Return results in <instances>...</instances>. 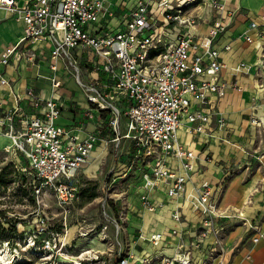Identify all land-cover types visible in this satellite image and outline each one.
<instances>
[{"label":"built area","instance_id":"1","mask_svg":"<svg viewBox=\"0 0 264 264\" xmlns=\"http://www.w3.org/2000/svg\"><path fill=\"white\" fill-rule=\"evenodd\" d=\"M108 3L109 0H31L20 6L16 0H0V8L23 23L20 42L50 43L51 60L63 63L89 105L108 114V126L114 135L112 142L119 146L120 140L129 141L130 161L124 176L134 168H142L140 207L147 211L162 207L153 203L152 193L158 187L165 188L167 200H182L198 219L195 246L213 237L203 264H227L223 242L225 217L214 198L215 189L206 181L191 182L197 157L183 147L177 136L182 126L189 134H202L212 121L219 129L227 125L223 114L214 110L211 102L212 98L224 97L229 88L220 80L223 64L219 58L230 46L221 50L216 46L228 28L220 17L221 0H134L116 29L104 27L102 22L113 16ZM204 9L212 13L213 21L207 33L198 36L192 32L198 25L195 12ZM170 25L180 29L173 39ZM238 38L249 44L264 41V11L260 20L250 21ZM15 48L6 50L0 60V85L8 83L3 68ZM88 51L93 54L91 71L100 75L90 80L82 77L77 59ZM261 52L253 65L240 64L231 69L233 74H248L252 70L259 80L262 95L253 98L252 108H260L261 114H253L249 119L258 132L264 129L262 47ZM51 83L59 84L55 77ZM230 88L242 90L234 84ZM17 102L7 116L9 124L4 134L12 143L5 149L23 157L20 172L30 178L34 196L48 194L64 208L79 194L78 174L99 136L90 134L85 139L68 136L56 125L60 114L58 103L40 99L31 88ZM171 158L177 161V169L171 166ZM109 173L115 175V168ZM171 217L181 223V208L176 207ZM159 240V234L152 237L155 245ZM252 243H264V232H257ZM162 259L164 264H191L188 253ZM117 264H128V260L119 259Z\"/></svg>","mask_w":264,"mask_h":264},{"label":"crops","instance_id":"2","mask_svg":"<svg viewBox=\"0 0 264 264\" xmlns=\"http://www.w3.org/2000/svg\"><path fill=\"white\" fill-rule=\"evenodd\" d=\"M29 1L31 0H16L20 6ZM133 2L134 0H109L107 7L113 16L102 20L104 27L110 29L119 27ZM221 3L223 10L220 17L228 28L218 39L216 46L220 50L226 45L230 46V50L222 51L219 58L223 64L220 80L229 88L226 89L224 97L218 100L212 98L211 102L214 110L223 114L227 125L219 129L215 121H212L202 134H189L186 127L182 126L177 136L183 147L197 157L191 182L206 181L215 189L214 198L218 200L219 209L225 217L224 246L227 264H264V243L255 245L250 242L251 237L257 232H264V129L258 132L249 120L251 115L261 114L260 108H252V101L254 97H260L262 94L258 90L259 80L255 77L254 71L251 70L248 74H233L231 71L240 64L253 65L262 53L261 47L264 49V41H261V44L258 42L249 44L238 38L247 30L250 21L260 20L264 11V0H221ZM195 16L198 25L192 32L203 36L212 24L213 15L204 9L196 11ZM23 28L20 20L0 8V60L6 50L16 47L8 64L3 68V75L8 83L0 85L2 150L8 144L7 135L4 134L9 124L7 116L17 107V98L24 96L26 90L31 88L40 99L55 100L60 110L56 125L68 136L74 135L79 139H85L90 134L99 136V141L91 153L97 164L88 167L87 171H94L98 167V163L100 164L109 153H106L108 142L112 144L110 154L112 164L109 171L115 168L113 176L116 177L118 174L120 176L117 178L121 179L119 194L125 197L122 199L125 211L121 216L129 221L132 228L129 227V223L128 228L141 234V230L150 232L151 236L161 234L162 243L154 245V249L159 248L156 252H159L160 256L172 258L177 253L181 255L188 253L191 262L194 261L193 264L203 261L214 241L213 237L209 236L200 245L195 246L194 238L199 231L198 219L182 200H167L163 187H158L157 191L152 193L153 203L162 204V207L157 208L161 209L157 211L159 215L144 213L147 210L139 205L142 180L134 185L130 182L131 173L124 176L130 158L127 155V162H120L124 160L118 147L121 141L125 140H120L119 146L112 142L114 135L108 126V114L89 105L74 77L64 69L63 63L61 61L54 63L51 60L49 42H20ZM168 29L171 39L180 30L174 25H170ZM250 34L256 38L253 32ZM77 59L84 79L90 80L100 76L91 71L90 63L93 60L91 52H84ZM54 77L59 82L57 86L51 83ZM233 84L242 90L230 88ZM23 108L25 112H30L26 106ZM19 126L17 125L18 128ZM108 132L110 136L107 135ZM120 132L121 134L124 132L123 121L120 124ZM125 142H128L129 146V141ZM12 157L21 169L24 164L23 157L13 153ZM169 162L177 169L178 163L175 159L171 158ZM118 166L122 168L118 169ZM176 207L181 208V223H175L171 217Z\"/></svg>","mask_w":264,"mask_h":264},{"label":"rangeland","instance_id":"3","mask_svg":"<svg viewBox=\"0 0 264 264\" xmlns=\"http://www.w3.org/2000/svg\"><path fill=\"white\" fill-rule=\"evenodd\" d=\"M128 147V142L121 141L118 150L124 161L120 162H127ZM112 148L108 142V155L89 172L88 167L97 164L90 155L78 175L77 198L61 208L53 196H34L30 178L20 172L12 152L0 145V250L10 257L3 264H73L74 260L117 264L119 259H127L128 264H164V257L156 252L159 248L154 249L147 240L152 237L150 232H135L121 216L125 197L119 194L121 179L117 178L122 170L116 177L109 173ZM141 170L137 167L131 172V184L141 181ZM200 261L198 264H203L204 260Z\"/></svg>","mask_w":264,"mask_h":264},{"label":"bare ground","instance_id":"4","mask_svg":"<svg viewBox=\"0 0 264 264\" xmlns=\"http://www.w3.org/2000/svg\"><path fill=\"white\" fill-rule=\"evenodd\" d=\"M5 137V136H4ZM7 139H8V144L7 145H5V147L3 148V150L5 149V148H8L9 147V145H11V143H12V141L10 140V138L9 137H6ZM91 156H92V154H91ZM87 161V160H86ZM85 161V162H86ZM158 210H161V209H155L154 211H146V212H144V213H148V214H151V215H159V212H157ZM143 213V214H144ZM175 223H177V222H175ZM143 231V230H142ZM156 235H158V234H156ZM156 235H154V236H156ZM160 235V240L157 242V244L156 245H158V244H161L162 243V235L161 234H159ZM153 237V236H152ZM152 237L150 238V239H147L149 242H151L153 245H155L153 242H152ZM141 239H144V238H141ZM6 250H3V251H1L0 250V264H3V263H5L8 259H10V257H9V255H8V253H6L5 252ZM61 255V254H60ZM66 256V255H65ZM73 264H81V263H79L78 261H75L74 260V263Z\"/></svg>","mask_w":264,"mask_h":264}]
</instances>
